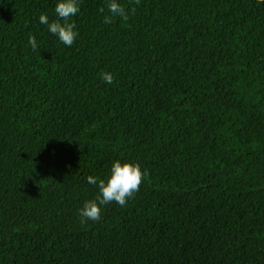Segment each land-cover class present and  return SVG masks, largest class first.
Wrapping results in <instances>:
<instances>
[{"label": "trees", "instance_id": "trees-1", "mask_svg": "<svg viewBox=\"0 0 264 264\" xmlns=\"http://www.w3.org/2000/svg\"><path fill=\"white\" fill-rule=\"evenodd\" d=\"M57 2L0 0V264H264V2L77 0L71 47ZM117 159L148 175L81 223Z\"/></svg>", "mask_w": 264, "mask_h": 264}, {"label": "clouds", "instance_id": "clouds-1", "mask_svg": "<svg viewBox=\"0 0 264 264\" xmlns=\"http://www.w3.org/2000/svg\"><path fill=\"white\" fill-rule=\"evenodd\" d=\"M258 3L264 0H257ZM129 3L135 5L140 4V0H129ZM56 19L49 20L47 14L39 16V22L46 25L48 31L57 36L59 41L65 46L71 47L74 43L78 32L75 31L76 24L71 22V18L80 12L77 0H58L55 5ZM101 13L105 12V8L99 9ZM107 11L103 17V23L111 24L114 17H119L124 21L129 20L130 15L136 12L135 7H126L117 2V0H109L107 3ZM28 43L31 45L33 51L38 48L35 36L29 34ZM103 82L107 84L114 83V76L110 72L99 73ZM148 175L146 171H142L138 163L129 161L121 162L119 159L115 160L111 165L109 176L104 178H97L95 176H88L87 182L98 188V193L94 199L84 202L83 207L79 210L81 223L87 220L98 221L101 218V206H106L115 202L121 207L126 206L128 200L134 197L140 189L145 177Z\"/></svg>", "mask_w": 264, "mask_h": 264}]
</instances>
